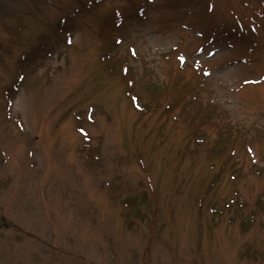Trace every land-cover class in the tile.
Listing matches in <instances>:
<instances>
[{
	"label": "rangeland",
	"instance_id": "1",
	"mask_svg": "<svg viewBox=\"0 0 264 264\" xmlns=\"http://www.w3.org/2000/svg\"><path fill=\"white\" fill-rule=\"evenodd\" d=\"M0 264H264V0H0Z\"/></svg>",
	"mask_w": 264,
	"mask_h": 264
}]
</instances>
